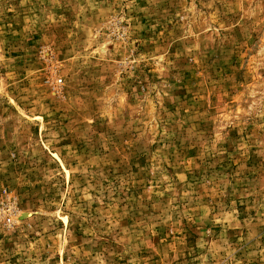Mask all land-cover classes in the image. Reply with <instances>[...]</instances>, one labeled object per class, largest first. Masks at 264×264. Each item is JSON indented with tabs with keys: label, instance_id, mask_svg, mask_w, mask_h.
<instances>
[{
	"label": "rangeland",
	"instance_id": "1",
	"mask_svg": "<svg viewBox=\"0 0 264 264\" xmlns=\"http://www.w3.org/2000/svg\"><path fill=\"white\" fill-rule=\"evenodd\" d=\"M0 264H264V0H0Z\"/></svg>",
	"mask_w": 264,
	"mask_h": 264
}]
</instances>
